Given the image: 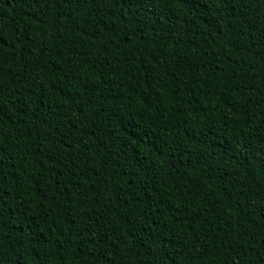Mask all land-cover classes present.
Here are the masks:
<instances>
[{"label":"trees","instance_id":"trees-1","mask_svg":"<svg viewBox=\"0 0 264 264\" xmlns=\"http://www.w3.org/2000/svg\"><path fill=\"white\" fill-rule=\"evenodd\" d=\"M261 150L264 0H0V264H264Z\"/></svg>","mask_w":264,"mask_h":264},{"label":"snow or ice","instance_id":"snow-or-ice-1","mask_svg":"<svg viewBox=\"0 0 264 264\" xmlns=\"http://www.w3.org/2000/svg\"><path fill=\"white\" fill-rule=\"evenodd\" d=\"M193 6H194V7H197V6H199V4H194ZM254 150H255V149H254ZM259 155L262 156V157H264V150H261V151L259 152Z\"/></svg>","mask_w":264,"mask_h":264}]
</instances>
